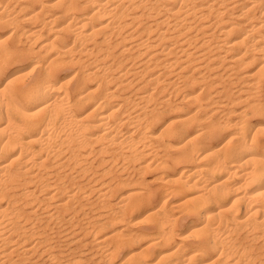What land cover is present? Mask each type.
<instances>
[{
    "label": "bare ground",
    "instance_id": "6f19581e",
    "mask_svg": "<svg viewBox=\"0 0 264 264\" xmlns=\"http://www.w3.org/2000/svg\"><path fill=\"white\" fill-rule=\"evenodd\" d=\"M0 264H264V0H0Z\"/></svg>",
    "mask_w": 264,
    "mask_h": 264
},
{
    "label": "rangeland",
    "instance_id": "374dc122",
    "mask_svg": "<svg viewBox=\"0 0 264 264\" xmlns=\"http://www.w3.org/2000/svg\"><path fill=\"white\" fill-rule=\"evenodd\" d=\"M235 7H238V8H235ZM241 7H242V5H240V6H239V5H234V6H231V5H230V6H229L230 10L232 9V10H234V11H236V12L240 11ZM210 18H213L212 15H211ZM213 27H214V29H215V26H213ZM213 27H212V28H213ZM68 70H69V71H68ZM71 71H73V68H72V69H67V71L65 70V73L67 74V73H69V72H71ZM193 130H194V129H193ZM195 133H196V131L194 132V134H195ZM139 163H140V161L137 160V161H135L133 164H135V166H137V165H139ZM151 172H152V171H148V172H147L148 174H145V176H146V178H147L148 180H152V177H153L154 174L156 173V172H152V173H151ZM148 176H149V177H148ZM186 224H187V220H185L184 222H181V223L178 225V227L181 228V229L178 228V229H179L178 231H181V230L185 229V228H186ZM180 225H182V227H181ZM86 238L88 239V238H90V237L87 236ZM174 244H175V242H174ZM90 246H91V244L88 245V247H87V246H86V247L84 246V247L87 248V249H88V252L91 253L92 250H93V251L95 250V247H94V249H91ZM63 247H64V248H65V247L67 248L66 243L63 244ZM84 247H83V248H84ZM90 249H91V250H90ZM89 250H90V251H89Z\"/></svg>",
    "mask_w": 264,
    "mask_h": 264
}]
</instances>
